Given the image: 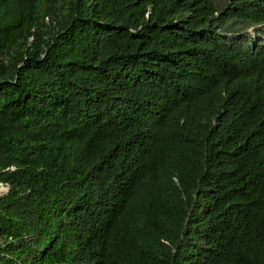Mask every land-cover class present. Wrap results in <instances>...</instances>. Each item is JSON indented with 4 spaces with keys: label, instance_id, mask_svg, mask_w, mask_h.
<instances>
[{
    "label": "trees",
    "instance_id": "trees-1",
    "mask_svg": "<svg viewBox=\"0 0 264 264\" xmlns=\"http://www.w3.org/2000/svg\"><path fill=\"white\" fill-rule=\"evenodd\" d=\"M0 264H264V0H0Z\"/></svg>",
    "mask_w": 264,
    "mask_h": 264
},
{
    "label": "rangeland",
    "instance_id": "rangeland-1",
    "mask_svg": "<svg viewBox=\"0 0 264 264\" xmlns=\"http://www.w3.org/2000/svg\"><path fill=\"white\" fill-rule=\"evenodd\" d=\"M0 188L2 189L0 195L2 196L7 191V186L0 183Z\"/></svg>",
    "mask_w": 264,
    "mask_h": 264
},
{
    "label": "bare ground",
    "instance_id": "bare-ground-1",
    "mask_svg": "<svg viewBox=\"0 0 264 264\" xmlns=\"http://www.w3.org/2000/svg\"><path fill=\"white\" fill-rule=\"evenodd\" d=\"M2 189L0 188V193H1ZM1 196V195H0Z\"/></svg>",
    "mask_w": 264,
    "mask_h": 264
},
{
    "label": "water",
    "instance_id": "water-1",
    "mask_svg": "<svg viewBox=\"0 0 264 264\" xmlns=\"http://www.w3.org/2000/svg\"><path fill=\"white\" fill-rule=\"evenodd\" d=\"M7 191H8V187H7ZM7 191H6V192H7Z\"/></svg>",
    "mask_w": 264,
    "mask_h": 264
}]
</instances>
